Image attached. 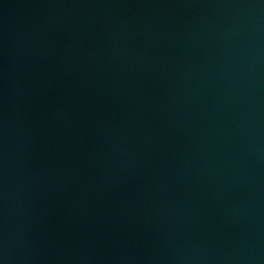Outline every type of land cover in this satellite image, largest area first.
I'll return each mask as SVG.
<instances>
[{"label":"water","instance_id":"95a60500","mask_svg":"<svg viewBox=\"0 0 264 264\" xmlns=\"http://www.w3.org/2000/svg\"><path fill=\"white\" fill-rule=\"evenodd\" d=\"M0 264H264V0H0Z\"/></svg>","mask_w":264,"mask_h":264}]
</instances>
